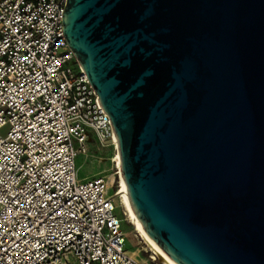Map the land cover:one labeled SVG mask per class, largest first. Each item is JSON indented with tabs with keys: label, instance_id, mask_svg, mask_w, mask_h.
Segmentation results:
<instances>
[{
	"label": "water",
	"instance_id": "water-1",
	"mask_svg": "<svg viewBox=\"0 0 264 264\" xmlns=\"http://www.w3.org/2000/svg\"><path fill=\"white\" fill-rule=\"evenodd\" d=\"M134 214L176 264H264V0H66Z\"/></svg>",
	"mask_w": 264,
	"mask_h": 264
},
{
	"label": "built area",
	"instance_id": "built-area-1",
	"mask_svg": "<svg viewBox=\"0 0 264 264\" xmlns=\"http://www.w3.org/2000/svg\"><path fill=\"white\" fill-rule=\"evenodd\" d=\"M65 3L0 0V264H160L126 251L111 177L77 176L114 133L63 33Z\"/></svg>",
	"mask_w": 264,
	"mask_h": 264
},
{
	"label": "rangeland",
	"instance_id": "rangeland-1",
	"mask_svg": "<svg viewBox=\"0 0 264 264\" xmlns=\"http://www.w3.org/2000/svg\"><path fill=\"white\" fill-rule=\"evenodd\" d=\"M8 130V126L0 129V134L5 135ZM90 152L93 157L84 158L83 156H78L76 159L77 176L81 180H86L93 177L96 173L99 176L111 177L112 188L109 189V193H117L119 198L118 205L116 206L115 213L122 217L121 208L119 206L121 200V194L118 192L119 184L118 177L116 174V166L112 159L114 154V149L112 146L108 147H98L96 142L91 143ZM122 230L126 235L125 249L128 253L136 251V259L139 261L146 260L147 256L150 255L144 249V244L138 239L136 234L132 231L133 226L129 221H126L122 225ZM139 249V250H138Z\"/></svg>",
	"mask_w": 264,
	"mask_h": 264
},
{
	"label": "bare ground",
	"instance_id": "bare-ground-1",
	"mask_svg": "<svg viewBox=\"0 0 264 264\" xmlns=\"http://www.w3.org/2000/svg\"><path fill=\"white\" fill-rule=\"evenodd\" d=\"M113 143V161L116 166V174L118 177V184H119V190L118 192L121 194V200H120V208L124 212V215L126 217V221H129L133 226V232L136 234L138 239L144 244V249L150 253V256H152L156 261H158L160 264H176L172 259H170L150 238V236L146 233V231L143 229L139 221L137 220L134 211L131 206V202L129 200L125 181L122 175L121 167H120V161H119V154L117 151V141L115 138V135L112 139ZM96 173L95 175H97ZM118 196V195H117ZM119 199V198H118ZM137 252L132 251L129 253L131 257H136Z\"/></svg>",
	"mask_w": 264,
	"mask_h": 264
}]
</instances>
